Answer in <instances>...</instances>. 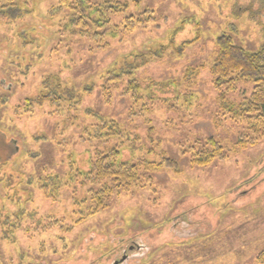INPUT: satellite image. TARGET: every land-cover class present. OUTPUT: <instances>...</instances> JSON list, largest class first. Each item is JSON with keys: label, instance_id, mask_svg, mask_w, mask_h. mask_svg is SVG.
Returning a JSON list of instances; mask_svg holds the SVG:
<instances>
[{"label": "rangeland", "instance_id": "obj_1", "mask_svg": "<svg viewBox=\"0 0 264 264\" xmlns=\"http://www.w3.org/2000/svg\"><path fill=\"white\" fill-rule=\"evenodd\" d=\"M58 1L0 0V9L13 3L0 10V156L8 159L0 157V264H256L264 250V138L235 146L241 126L219 107L209 66L222 34L249 50L264 44V0H139L105 29V46L79 35L66 9L52 15ZM145 10L151 23L122 32L123 15ZM147 54L134 80L180 88L152 86L134 101L124 78L107 94V73ZM251 88L239 81L226 97L239 101ZM51 89L74 96L29 114L15 110ZM88 111L115 120L126 139L89 140L84 128L98 118ZM210 139L225 158L191 165L185 151ZM112 147L149 161L153 151L179 171L143 172L139 185L114 190L78 222L85 207L72 206L70 189L46 197L38 188L48 174L64 176L70 160L84 170L95 151ZM54 219L62 227L46 229Z\"/></svg>", "mask_w": 264, "mask_h": 264}, {"label": "trees", "instance_id": "obj_2", "mask_svg": "<svg viewBox=\"0 0 264 264\" xmlns=\"http://www.w3.org/2000/svg\"><path fill=\"white\" fill-rule=\"evenodd\" d=\"M11 4L13 3H6L0 10L11 8ZM130 4L138 5L139 0H59L58 5L52 8L51 12L52 15H56L62 9H66L68 24L79 35L103 46L108 44L105 29L111 25L114 17L127 13ZM149 12L145 10L137 15H123L122 32L132 33L137 29L145 28L154 20ZM185 43L191 44V41L183 42V44ZM216 43L218 50L211 61L209 72L212 75L214 87L218 91V105L230 119L241 126L235 146L246 148L264 138V44L255 50L245 49L225 34L219 36ZM149 54L151 55L152 52ZM149 54L135 55L139 61L133 64L129 63V67L126 69L108 72L105 78L107 86H103L107 90V94H109V89L118 88L124 78L127 82L123 93L130 95L134 101L139 100L142 94L150 92L152 86L163 91H167L169 88L177 91L180 85L175 81H150L148 85L141 86L134 80L133 72L145 62V56H150ZM191 72L190 76H198L199 69L191 67ZM239 81L252 84L249 95L242 97L239 101L229 100L226 94L234 92ZM43 88H46V81H44ZM73 96L74 94L69 92L61 96L55 89L41 91L33 99H25V104L22 107L17 105L15 110L21 109L23 114H29L35 107L34 105L42 106L49 102L51 105L58 106L61 99H71ZM188 96L192 98L195 95ZM176 97L178 96L176 95ZM183 97H187V95ZM28 106L32 107L28 108ZM87 115L98 118L92 127L84 128L89 140H121L128 136L129 132L123 130L115 120L98 116L93 111H88ZM122 143L123 141H121ZM186 152L189 153L191 165L200 167L208 165L214 159H224L226 156L222 145L212 139L209 140V145L196 147L192 144L185 154ZM134 154L130 152V155L124 158L121 148L118 147L95 151L93 157L91 156L89 159L87 169L79 168L76 163L70 160L64 176L48 174L38 181V188L46 197H52V194L49 193H57L62 187L70 189L72 206L85 207V210L79 211V218L77 217L75 221L78 222L104 208L106 198L114 190L139 185L143 172H154L163 166L171 168L174 172L179 171L175 160L155 155L153 151L149 150L146 154L156 156L155 161L138 158ZM0 157L3 158V161L8 160L7 157ZM77 212L73 211L74 214ZM3 218L1 219L3 226L6 223H8L7 227L14 225L13 220L4 219L5 223L2 222ZM60 221L61 219L49 221L45 228L62 227L59 225ZM255 262L264 264V250L256 255Z\"/></svg>", "mask_w": 264, "mask_h": 264}]
</instances>
